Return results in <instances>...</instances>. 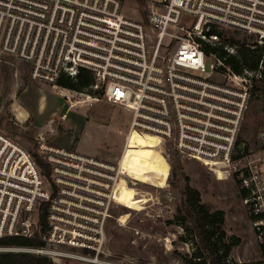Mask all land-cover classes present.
Returning <instances> with one entry per match:
<instances>
[{"label": "built area", "instance_id": "1", "mask_svg": "<svg viewBox=\"0 0 264 264\" xmlns=\"http://www.w3.org/2000/svg\"><path fill=\"white\" fill-rule=\"evenodd\" d=\"M123 2L0 0V63L23 62L31 81L49 85L66 103L62 121L77 104L106 102L130 114L128 136L157 137L183 160L236 175L264 264V158L252 163L237 140L264 81V55L254 69L226 61L242 48L237 36L249 38L250 50L264 47V0H158L141 18L125 13ZM80 70L92 75L89 92L57 86ZM121 156L111 163L42 139L31 154L0 132V239L43 243L0 249L46 257L50 247H67L97 257L130 179Z\"/></svg>", "mask_w": 264, "mask_h": 264}, {"label": "rangeland", "instance_id": "2", "mask_svg": "<svg viewBox=\"0 0 264 264\" xmlns=\"http://www.w3.org/2000/svg\"><path fill=\"white\" fill-rule=\"evenodd\" d=\"M123 1L125 13L141 18L158 0ZM174 47L172 42L162 53L168 54ZM28 72L25 63L14 59L5 58L0 63L1 134L31 154L42 139L116 163L128 136L130 114L106 102L88 106L86 101L61 121L66 110L64 100L49 85L31 81ZM260 89L253 92L237 138L252 163L264 158V90ZM21 110L23 117L17 119L15 114L20 117ZM163 146L148 135L133 132L128 136L121 159L126 161L122 172L130 179L121 188L119 202L111 208L104 245L97 257L67 247H50L45 256L53 264H183L181 257H190L195 249L187 225L176 218L181 191L189 186L199 193L203 204L224 212L226 237L239 238L229 264H259L263 255L242 202L237 176L222 173V179H218L209 167L183 160L171 145L166 151ZM176 166L180 169L172 176ZM5 251L0 249V253Z\"/></svg>", "mask_w": 264, "mask_h": 264}, {"label": "trees", "instance_id": "3", "mask_svg": "<svg viewBox=\"0 0 264 264\" xmlns=\"http://www.w3.org/2000/svg\"><path fill=\"white\" fill-rule=\"evenodd\" d=\"M242 48L235 56H230L226 61L241 63L246 68L254 69L264 55V47H257L250 50L245 47L249 38L243 37ZM230 42L235 40L231 37ZM213 51L214 49H210ZM224 52H220L222 58ZM235 71L240 73L241 67H235ZM92 75L88 71L80 70L75 80L61 76L57 81V86L65 89L75 90L77 92H89L88 87L92 84ZM264 90V81L254 87V91ZM180 166H176L172 171V176ZM243 198L245 193L241 192ZM224 212L222 210H212L206 204L201 202L199 193L189 186L181 191L180 204L177 208L176 218L181 224L187 225L186 230L192 234L195 239L194 251L190 257L183 256V264H229V256L232 249L240 242L237 237H226L223 229ZM45 220L44 207L40 210L39 221L43 225ZM43 246L38 239H28L22 237H6L0 239L1 248H40ZM0 264H53L52 261L44 256L34 255L26 252L5 251L0 253Z\"/></svg>", "mask_w": 264, "mask_h": 264}, {"label": "bare ground", "instance_id": "4", "mask_svg": "<svg viewBox=\"0 0 264 264\" xmlns=\"http://www.w3.org/2000/svg\"><path fill=\"white\" fill-rule=\"evenodd\" d=\"M19 112V111H18ZM133 133V132H132ZM131 133V134H132ZM149 136V135H148ZM155 142H157L158 144H160V139L159 138H157V137H154V136H150ZM161 142H163V141H161ZM125 165H126V161H125V158L124 157H122V159L120 160V167H121V170L122 169H124L125 168ZM217 172V174H218V179H222L221 177H223L222 176V173L220 172V171H216Z\"/></svg>", "mask_w": 264, "mask_h": 264}, {"label": "crops", "instance_id": "5", "mask_svg": "<svg viewBox=\"0 0 264 264\" xmlns=\"http://www.w3.org/2000/svg\"><path fill=\"white\" fill-rule=\"evenodd\" d=\"M68 116V115H67ZM15 117L17 118V119H21L22 117H23V112H22V110L20 111V117H17V115L15 114ZM66 120V119H65ZM62 121V120H61ZM5 129H6V127H5ZM18 138V137H17ZM67 146V145H66ZM62 147V146H61ZM63 147H65V146H63Z\"/></svg>", "mask_w": 264, "mask_h": 264}]
</instances>
